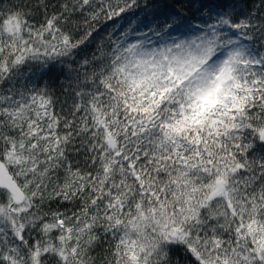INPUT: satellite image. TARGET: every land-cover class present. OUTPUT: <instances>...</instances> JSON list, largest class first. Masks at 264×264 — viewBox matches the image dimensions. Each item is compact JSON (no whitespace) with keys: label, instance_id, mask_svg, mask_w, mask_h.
Returning <instances> with one entry per match:
<instances>
[{"label":"snow or ice","instance_id":"snow-or-ice-1","mask_svg":"<svg viewBox=\"0 0 264 264\" xmlns=\"http://www.w3.org/2000/svg\"><path fill=\"white\" fill-rule=\"evenodd\" d=\"M0 264H264V0H0Z\"/></svg>","mask_w":264,"mask_h":264}]
</instances>
